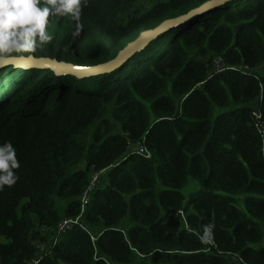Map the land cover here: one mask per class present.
Returning a JSON list of instances; mask_svg holds the SVG:
<instances>
[{"label":"trees","instance_id":"obj_1","mask_svg":"<svg viewBox=\"0 0 264 264\" xmlns=\"http://www.w3.org/2000/svg\"><path fill=\"white\" fill-rule=\"evenodd\" d=\"M206 1L81 0L78 17H47L51 40H0V56L103 64ZM6 143L19 167L0 188V264H264V0L217 6L110 73L0 68Z\"/></svg>","mask_w":264,"mask_h":264},{"label":"clouds","instance_id":"obj_2","mask_svg":"<svg viewBox=\"0 0 264 264\" xmlns=\"http://www.w3.org/2000/svg\"><path fill=\"white\" fill-rule=\"evenodd\" d=\"M39 0H0V40H32L38 37L41 43L51 40L44 31L50 14L79 16L81 0H46L44 7ZM19 167L15 149L10 143L0 146V188L11 186L17 177L13 169ZM208 230L205 231L207 239Z\"/></svg>","mask_w":264,"mask_h":264},{"label":"water","instance_id":"obj_3","mask_svg":"<svg viewBox=\"0 0 264 264\" xmlns=\"http://www.w3.org/2000/svg\"><path fill=\"white\" fill-rule=\"evenodd\" d=\"M229 1L232 0H208L199 7L188 11L186 14L167 19L154 28L141 31L139 35L134 40L130 41L123 49H121L113 59L103 64L82 67L60 62L50 58H36L33 55L26 57L0 56V68L12 65L14 67H22L26 69H49L57 75H76L78 77L84 78L110 73L114 69L126 63L135 53L144 49L151 41L155 40L164 32H167L172 28L179 27L180 25L186 24L194 17L203 15L211 9L225 4Z\"/></svg>","mask_w":264,"mask_h":264},{"label":"built area","instance_id":"obj_4","mask_svg":"<svg viewBox=\"0 0 264 264\" xmlns=\"http://www.w3.org/2000/svg\"><path fill=\"white\" fill-rule=\"evenodd\" d=\"M227 66H225V63L222 61L221 58H215L213 60L212 66H211V72L215 73V72H219L222 71L224 69H226ZM137 148L139 149L138 151L145 154L147 157H150L148 151L141 145L138 144ZM100 175L99 173H94L92 174L91 177V181L89 183V186L86 188V190L84 191V193L82 194L81 197V204H82V208L85 207V205L87 204V202L89 201V196L91 191L93 190L94 186L96 185L98 179H99ZM182 215V212H179ZM81 216V215H80ZM80 216L75 217V218H64L62 219V221L58 224V226L53 230L55 235L57 234H62L66 231H68L69 229L73 228L74 226H81L83 225L80 221ZM206 229L208 230V236L207 239H205V231ZM204 231V237H203V242L205 244H207L208 246L210 245H214V240L212 237V233H211V227L206 228ZM91 239L93 241H95V237L93 235H90ZM37 248L40 250V252H44L46 245L45 244H38ZM206 250H209V247L206 248ZM38 263V259H34L31 264H37Z\"/></svg>","mask_w":264,"mask_h":264},{"label":"rangeland","instance_id":"obj_5","mask_svg":"<svg viewBox=\"0 0 264 264\" xmlns=\"http://www.w3.org/2000/svg\"><path fill=\"white\" fill-rule=\"evenodd\" d=\"M146 4L149 3V1H144ZM143 29L139 30V31H142ZM139 31L138 33L135 32L131 37L128 38V40L132 41L131 39L136 35V37L138 36L139 34ZM134 37V39L136 38ZM199 189V184L192 181L190 183H188L183 189H182V192L184 194V196L186 197V199L188 198V196L194 192H196L197 190Z\"/></svg>","mask_w":264,"mask_h":264}]
</instances>
